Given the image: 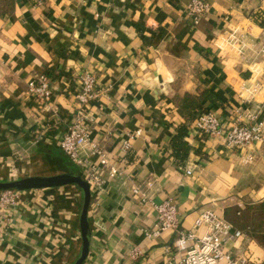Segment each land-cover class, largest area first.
Listing matches in <instances>:
<instances>
[{"label":"crops","instance_id":"obj_1","mask_svg":"<svg viewBox=\"0 0 264 264\" xmlns=\"http://www.w3.org/2000/svg\"><path fill=\"white\" fill-rule=\"evenodd\" d=\"M190 1L0 0V178L81 173L58 141L74 121L82 74L94 73L102 89L88 108L90 136L121 173L100 171L104 190L89 209L83 264H181L175 232L146 234L156 210L143 196L172 198L185 230L214 210L244 234L226 249L264 264V145L227 149L223 137L197 133L179 101L209 90L220 101L206 98V110L194 114L236 121L251 95L243 85L254 83L264 60L245 62L228 41L234 30L262 35L252 14L264 13V0H207L212 9L198 24L187 15ZM43 73L48 102L29 93ZM263 81L255 101H264ZM184 125L187 156L172 143ZM21 198L0 222V264H72L82 249L81 189H27Z\"/></svg>","mask_w":264,"mask_h":264},{"label":"built area","instance_id":"obj_2","mask_svg":"<svg viewBox=\"0 0 264 264\" xmlns=\"http://www.w3.org/2000/svg\"><path fill=\"white\" fill-rule=\"evenodd\" d=\"M211 9L212 5L207 0H191L187 7V15L194 24H198L204 16L210 13ZM250 36L249 32L234 30L228 42L236 48L240 59L245 62L252 58L253 60L257 58L264 60V32L261 36H252V38ZM97 80V76L92 72L82 74V89L77 95L74 121L58 141L61 150L80 169L81 176L88 181L92 200L104 190L105 179L100 172L102 167H109L108 176L110 178H115L121 173L119 166L111 164L106 152L91 140L89 129L91 115L88 108L102 93ZM261 88L260 82H254L250 86L243 85V89L250 91L251 95L242 97L246 107L238 112L237 119L232 124L227 125L222 122L213 112H200L193 121L196 132L210 137H223L224 145L229 150L244 149L258 143L264 145V101H255L253 96V93ZM29 93L40 102L50 101L53 90L49 75L43 73L33 79L29 83ZM125 146L128 147L129 144ZM94 156L99 157V163L93 162ZM186 173L191 174L192 170L187 169ZM134 191L140 193L139 188H135ZM21 196V190H0V222L9 206H16L21 202ZM142 201L149 202L156 210V223L151 230H146V234L149 237H156L164 231L175 232L177 237L174 246L183 253L181 264H259L256 260L246 256H237L226 249L229 240L240 238L244 234L214 210H203L194 228L185 230L181 227L178 208L172 198L154 202L143 196ZM202 226H205L206 231L198 235V229ZM6 231L7 228L1 226L0 244L5 240Z\"/></svg>","mask_w":264,"mask_h":264},{"label":"water","instance_id":"obj_3","mask_svg":"<svg viewBox=\"0 0 264 264\" xmlns=\"http://www.w3.org/2000/svg\"><path fill=\"white\" fill-rule=\"evenodd\" d=\"M68 184H74L83 192V200L80 212V225L82 233V249L78 258L72 264H83L89 254L92 230L89 221V209L92 202L90 185L81 174L73 169L67 172L50 175V176H27L10 180H0V190L17 189H38L59 187Z\"/></svg>","mask_w":264,"mask_h":264},{"label":"trees","instance_id":"obj_4","mask_svg":"<svg viewBox=\"0 0 264 264\" xmlns=\"http://www.w3.org/2000/svg\"><path fill=\"white\" fill-rule=\"evenodd\" d=\"M252 19H254L259 25L264 26V13H253ZM206 98L216 102L220 101L216 94L209 90H204L200 95L186 94L184 97L179 98L180 111L188 118L189 122L192 123L197 117L193 110H206L203 105V100ZM184 127L185 125L180 128L178 133L174 136L172 143L178 153L187 156L190 146L188 142L184 140Z\"/></svg>","mask_w":264,"mask_h":264},{"label":"rangeland","instance_id":"obj_5","mask_svg":"<svg viewBox=\"0 0 264 264\" xmlns=\"http://www.w3.org/2000/svg\"><path fill=\"white\" fill-rule=\"evenodd\" d=\"M261 68V67H259ZM264 80V66L262 67V70L260 69V72L259 73H256V76L254 78V81L253 82H257L258 81H263ZM264 82V81H263ZM65 154V153H64ZM67 157V155H66ZM68 158V157H67ZM73 163V162H72ZM15 178H18L17 176L15 177H12V178H9V177H6V178H0V180H10V179H15ZM74 185V184H73ZM76 186V185H75ZM78 188V187H77ZM80 189V188H79ZM246 233L250 234L249 231H247Z\"/></svg>","mask_w":264,"mask_h":264}]
</instances>
